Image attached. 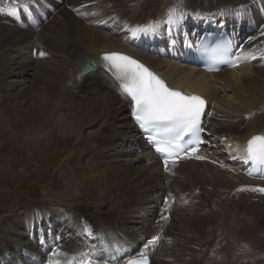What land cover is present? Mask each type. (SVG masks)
Segmentation results:
<instances>
[{"label": "bare ground", "instance_id": "bare-ground-1", "mask_svg": "<svg viewBox=\"0 0 264 264\" xmlns=\"http://www.w3.org/2000/svg\"><path fill=\"white\" fill-rule=\"evenodd\" d=\"M62 1V4L56 6V12L49 17L47 23L36 31L18 28L9 16L0 13V67L5 66L0 68V78L6 75L7 78L14 79L13 86L16 87L17 93L9 95L8 99H16L25 93L24 97L27 99L23 101L22 106L28 103L29 97L40 102V105L31 102L26 111H21L23 113L16 112L18 119L14 117L12 120L13 125L27 126L26 129L29 128L35 133V145L48 135L47 131L41 129L42 121H46L44 127L51 126L66 138L76 136L79 140L82 138L81 142L86 139L95 142L92 157L102 163L95 166L100 173L99 178H96L97 174L94 176V181L103 179L107 184L97 186L95 183L86 189L88 181L94 182L88 176L98 170H86L80 177L70 168L68 171L60 169L66 176L63 193L65 197H76L75 201L78 203L87 204L91 201V204L97 203L99 208L110 204L113 209L105 210L102 207L89 214L87 212L90 209H81L80 217L86 219L87 224L92 223L91 219L97 218L111 230L118 225L117 230L122 233L128 230L126 221L117 223V218L112 219L119 211L118 208L129 206L130 209H138L140 212L150 198L169 197L170 205L159 218L158 212L153 214V229L148 228L147 232L140 233L139 238L148 240L163 234L165 238L162 243L172 245L173 241L176 246L174 240L166 238L171 226L174 228L176 222H172L176 215L177 218L182 216L179 218V225H182L180 233L188 232L186 228H190V224L208 219L207 221H213L215 226H208L205 229L206 234L197 237L198 246L194 250L198 249L196 259L191 256L193 252L190 246L185 247L189 250L188 255L191 254L188 256L190 261L185 264H194V260L196 264H226L231 262V259L236 260V256L229 258L234 251L227 245L231 240L236 246L235 254H238V260L234 264H264V249L260 254H256V251L264 248V198L251 191H248L251 193L250 197H247L248 186L258 183L246 179L241 164L247 141L253 136H264V16H255L258 8L254 9L255 3L264 0ZM170 16L173 20L185 22L188 28L196 27L197 16L216 21L225 18L229 20L231 27L242 29L239 35L240 44H243L246 52H250L248 59L254 55L258 56L253 62H247L232 70L224 69L214 75H204L195 68L181 67L171 60H163L149 49L145 50L148 47L137 30L141 33L143 28L153 25L160 24L162 27L169 22ZM5 51L15 54L11 61H18L26 54L29 57L24 63H9V59L3 57ZM41 52L45 55L41 56ZM113 52L134 57L165 77L172 88L206 97L211 119H208L205 129L207 140H211L213 147H205L200 159L171 165L169 171L163 173L161 167L147 154V148L129 120L128 101L118 93L114 79L103 67L101 57ZM89 59L96 62L94 71L79 76L81 67ZM26 77L28 79H24ZM19 86L25 87L20 89ZM4 87L3 85V89ZM14 107L15 111L19 110L18 105ZM48 112H51L53 117H48ZM120 117H124L127 124L125 122L117 126L114 134L112 127L121 122ZM99 123L100 129L84 138L83 131ZM124 148H127L126 151ZM111 151H114L112 155L109 154ZM137 165L138 168L135 167ZM102 168L104 171H101ZM180 175L187 177V182H182ZM171 193L175 196L173 199ZM98 194L102 195L101 199ZM235 196L239 200L236 214H230L228 209L235 204ZM172 200L174 206L171 204ZM203 202L206 209L201 210ZM38 204L29 202L24 208L29 211ZM178 204H181L183 209H176ZM89 205L86 208H89ZM187 208L191 210H188L189 213L193 212L196 216L184 217L187 213L184 210ZM200 211L210 214L201 217ZM243 213L248 220L242 223ZM28 214H31L30 218H35L32 212ZM65 214L66 222L70 218L73 220V214H70L68 209ZM168 216H171L170 224L167 223ZM190 216L192 217V214ZM261 224L263 231L258 230ZM13 226L3 221L0 227L9 231ZM231 226L235 229L226 240L225 231H229ZM162 229H165V235L161 232ZM92 230L93 236L97 237L98 226H92ZM199 231L196 232L201 234ZM17 236L20 240L24 235L18 233ZM200 237L210 240L209 243L199 245ZM242 239L247 246L241 243ZM2 244L6 249H16L12 243L4 240ZM92 244L80 242L65 245L49 260L52 264H70L86 249L91 248L95 252L96 248ZM0 257L6 259L2 248ZM1 258L0 263H3ZM168 258L175 259L171 256Z\"/></svg>", "mask_w": 264, "mask_h": 264}, {"label": "rangeland", "instance_id": "rangeland-1", "mask_svg": "<svg viewBox=\"0 0 264 264\" xmlns=\"http://www.w3.org/2000/svg\"><path fill=\"white\" fill-rule=\"evenodd\" d=\"M3 57L9 59L8 60L9 63L19 62V61L21 62L23 61L24 63L26 61L25 59L29 56L28 54H26L22 58L18 59V61H15V60L11 61L12 60L11 57L15 58V54H11V52L9 53L6 52L5 56ZM3 67L5 66H1L0 68H3ZM7 70L10 71L9 67H7ZM24 79H28V77ZM13 82H14V79L7 78L6 75L0 78V85H1L0 86V224L2 221H5L6 219V221L9 223L20 225V221H21L20 216L25 210L24 208L25 204L27 205L29 204V202L30 203L32 202L34 204L39 203L38 205L41 206V209L43 211L48 210L49 212L48 218L52 217L55 214H58L60 218L61 217L63 218L64 216L63 213H65V210L68 209L69 213L73 214L72 218L73 220H75L76 224H79V227H81L84 230L85 225L87 223H85L86 219H83L82 216L80 217L79 215V211L81 209H90L89 212H87L89 214L90 212H95L98 209H102V207L105 208V210H112L113 205H110V204L103 205L101 208H99V205L97 203L91 204L90 200H89L90 201L89 203L85 204L83 202L81 203L76 202L75 201L76 197L73 198L72 196H68V195H66L65 197V194L63 193L64 191L63 187L66 182V176L62 174L61 171L63 169H66V171L71 169V171H76L77 174L81 177L83 173L84 174L86 173V170H98L95 168V166L98 164H101L102 162L96 161L92 157L93 156L92 152L94 148L93 144H95V142H90V140L88 139L81 142L82 138L79 140V137H76V136H71L70 138H66L63 134H61V132L59 131L57 132L56 129H52L51 126L44 127V124L46 121H42L41 129L44 132L47 131L48 135L45 139H42L41 142L39 143L36 142L37 144L35 145L34 144L35 141L33 139L35 138V133L29 128L26 129L27 126H23V125L18 126L15 124L14 126L12 120H14V117L15 119H18L16 117L17 115L16 112L20 113L21 111H26L31 102L33 103L37 102L36 104L38 105H40V102L38 103V101L29 97L28 103L22 106L23 101L27 99L24 97L25 93L21 94L16 99L14 97H11V99H8L7 97L9 95L13 96L14 93H17L16 87L13 86L14 84ZM3 85L5 86L4 89H3ZM23 87L25 86H22V87L19 86L18 88L21 89ZM15 105L16 106L18 105L19 110L17 111L14 110ZM24 116L22 118H24ZM47 116L53 117L51 112H48ZM123 118L124 117H120L121 122L117 125L115 123V126L112 127L114 128L112 129L113 132L116 130L117 126H121L123 125V123L126 122L124 121L125 119ZM100 124L101 123L97 124L93 128L88 129L86 131L84 130L82 133L84 138L89 134H95L100 129V126H99ZM115 133L116 132H114V134ZM111 142H113V140ZM124 149L126 151L127 148H124ZM113 153L114 151L109 152V154L111 155ZM135 167L138 168V165ZM60 169L62 170L60 171ZM101 171H104V168H102ZM95 172L96 171H94L92 175L88 176L93 181L95 180L94 176L96 174H97L96 178H99L100 171L98 170L96 173ZM179 179L182 182H187V177L185 176H181L179 177ZM104 182L105 180L103 179H98L97 181H94V182L88 181L89 184L87 185L86 189H89V186L90 185L93 186L95 185V183L97 186L98 184L99 185L107 184V181L105 183ZM99 187H103V186H99ZM47 192H50V194H48ZM247 194H248L247 197H250V194L249 193ZM98 197L101 199L102 195L98 194ZM190 198L192 197L190 196ZM234 199H235L234 201L235 204L233 206H230L228 209V212L230 214H236V211H235L236 205L239 203V200L236 196ZM86 201H88V199ZM204 204L205 203L203 202L201 210L205 208ZM88 205H89V208H86ZM195 205H198V204H195ZM195 205H191V206H195ZM176 209H183V206L181 204H178L176 205ZM117 210L119 211L114 216H112L113 220L117 218L116 219L117 223L120 221H126L128 230L132 229V231H134V230L140 229L141 230V231L139 230L140 232L144 231V229H141V227H144L142 226V224H144V216L143 214H141V212L138 211V209H133V208L130 209L129 206H126V208H118ZM143 210L148 211V209H146L145 206ZM188 210L189 208H187V210H184L185 212H187L185 213L184 217L193 218L194 216H196L195 213L193 212L189 213L191 212V210H189V212ZM213 212L215 211L213 210ZM191 214H192V217L190 216ZM209 214H210L209 212L207 213V212L200 211L201 217L208 216ZM58 215L56 217H58ZM76 216H78L77 217L78 220L76 219ZM180 217L182 216H179L177 218V215H176L174 217L175 220L173 219V222H172V223L176 222L174 224V228L171 226L170 233H167V236H166V238H168L170 241L174 240V242H176L177 245L174 246L173 241H172V245L164 242V244L162 245V247H160V250L158 251V255L156 257H153L156 264H162V262H165V261L168 262L167 264L187 263V261H190L188 256H190L191 254L188 255L189 250L185 249L186 246L187 247L190 246L193 252L191 256H194L193 259H196L198 249H196L197 252L194 250L198 246L196 242L199 239L197 237H199L200 235L202 236L205 235L206 234L205 229L208 228V226L210 227L215 226V223L213 221L211 220L207 221L208 219H206L204 221H198V222H195L194 224H190V228H186L188 232L180 233L182 231L181 230L182 225L181 224L179 225ZM241 217L243 218L242 223L248 220V218L245 216L244 213L242 214ZM90 221L92 223L88 222V224H93L92 226H98V229L101 232L107 231L105 224H102L100 221H98L97 218L91 219ZM190 221L191 220H188V222ZM218 226H220L221 228L223 227L222 224H218ZM71 227L76 228L75 223H72ZM117 228H118V225H116V230ZM234 229L235 227L231 226V229L229 231L227 232L225 231L226 240L229 238V234ZM236 229H239V228L236 227ZM198 230H200L199 232H201V234L196 232ZM258 230L263 231L262 224L261 226L258 227ZM175 234L176 236H173ZM0 235L5 236V233L4 234L0 233ZM262 239H264V237ZM200 240L201 241H198V243H200L199 245L207 244L210 241L204 237H200ZM241 243L246 245L243 239L241 240ZM227 245L228 247H231L234 250L233 254L229 255V258H234L233 256H236L235 257L236 260L231 259L230 260L231 262L226 263V264H234L238 260V254H235L236 246L234 245V241L232 240L231 242L228 241ZM263 249L264 248H261L259 251H256V254L258 253L260 254ZM169 253L170 255H168ZM169 256L174 257L175 259L174 260L169 259L168 258ZM179 259H181L180 262H179ZM194 264H196L195 260H194ZM201 264H214V263L208 262V263H201ZM215 264H218V263H215Z\"/></svg>", "mask_w": 264, "mask_h": 264}, {"label": "snow or ice", "instance_id": "snow-or-ice-1", "mask_svg": "<svg viewBox=\"0 0 264 264\" xmlns=\"http://www.w3.org/2000/svg\"><path fill=\"white\" fill-rule=\"evenodd\" d=\"M5 2L7 0H0V3ZM0 11L4 9L0 8ZM169 22H171V16ZM150 30V28L144 29L146 33ZM40 55L45 54L41 52ZM101 59L105 70L118 83L119 91L130 99L132 117L138 127L151 133L161 131L175 133L163 144L158 143L154 137H149V142L155 144V150L163 157L165 171H169V160L177 156L181 150L188 151V149H181L178 141L189 134L195 136L202 131L200 118L205 101L199 96L184 95L180 91L170 89L145 65L127 55L106 53ZM200 143L201 141L196 139L195 144L198 146ZM196 150L193 148L192 152ZM241 158L245 163L251 162L254 167L264 168V136L250 138L246 144L245 154ZM156 239L158 238L153 237L149 244L154 243ZM147 247L148 245H145V249ZM141 255L143 256V253ZM130 264H148V261L134 260L130 261Z\"/></svg>", "mask_w": 264, "mask_h": 264}, {"label": "water", "instance_id": "water-1", "mask_svg": "<svg viewBox=\"0 0 264 264\" xmlns=\"http://www.w3.org/2000/svg\"><path fill=\"white\" fill-rule=\"evenodd\" d=\"M95 68V63L93 61H87L81 67L80 72L78 73L79 76H83L89 72H91Z\"/></svg>", "mask_w": 264, "mask_h": 264}]
</instances>
